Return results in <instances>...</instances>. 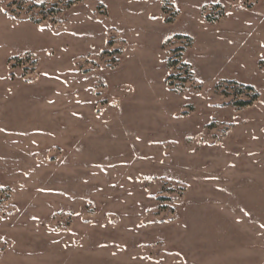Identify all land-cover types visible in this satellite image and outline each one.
<instances>
[{
  "label": "rangeland",
  "instance_id": "1",
  "mask_svg": "<svg viewBox=\"0 0 264 264\" xmlns=\"http://www.w3.org/2000/svg\"><path fill=\"white\" fill-rule=\"evenodd\" d=\"M0 264H264V0H0Z\"/></svg>",
  "mask_w": 264,
  "mask_h": 264
},
{
  "label": "trees",
  "instance_id": "2",
  "mask_svg": "<svg viewBox=\"0 0 264 264\" xmlns=\"http://www.w3.org/2000/svg\"><path fill=\"white\" fill-rule=\"evenodd\" d=\"M55 10H56L55 8H52V9H50V12L54 13ZM175 52H184V49L178 48V49L175 50ZM177 62H178L177 60H173L171 57L168 58V65L170 67H172L174 64H177ZM171 78H172V75H170L167 80H170ZM231 84H235V83H231ZM241 89H242V92H244V89L242 87H241ZM250 104H251V101H242V102L237 103L236 106L240 105L242 107H246V106H248Z\"/></svg>",
  "mask_w": 264,
  "mask_h": 264
},
{
  "label": "crops",
  "instance_id": "3",
  "mask_svg": "<svg viewBox=\"0 0 264 264\" xmlns=\"http://www.w3.org/2000/svg\"><path fill=\"white\" fill-rule=\"evenodd\" d=\"M184 56V55H183Z\"/></svg>",
  "mask_w": 264,
  "mask_h": 264
}]
</instances>
